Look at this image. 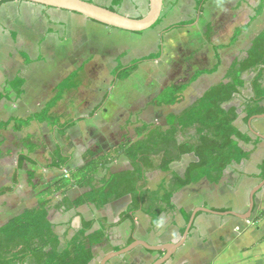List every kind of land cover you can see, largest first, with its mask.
<instances>
[{
	"label": "trees",
	"instance_id": "1",
	"mask_svg": "<svg viewBox=\"0 0 264 264\" xmlns=\"http://www.w3.org/2000/svg\"><path fill=\"white\" fill-rule=\"evenodd\" d=\"M208 1L197 2L198 13L203 12V7ZM258 1L254 15L249 18L247 24L233 31L229 44L213 47L217 64L212 69L193 72L183 84H170L162 89L150 105L174 106L180 102L190 84L202 75L215 73L219 67L218 52L234 45L237 39L249 29L251 23L262 15L264 0ZM121 4L122 0H111L108 9L118 12ZM195 19L180 22L171 28L180 29L189 26L195 22ZM160 22L161 17L151 29L158 26ZM211 30L212 28L207 27V41H209ZM11 39L15 40V36ZM19 55L24 60V64H31L26 54L20 52ZM160 57L159 51L134 60L127 66H122L120 59H117V65L111 75L117 81H125L139 69L141 64L156 61ZM252 70H258V73L251 81L253 97L244 108V123L247 124L250 118L264 114V29L249 42L244 56L229 63L224 77L225 82L210 87L179 114L167 116L165 127L141 124L134 130L133 139H127L118 147L110 149L103 156L76 170H71L69 167L72 146L68 131L81 119L62 120L60 117L53 116L51 110L62 100L64 92L76 90L79 87L82 68L71 72L58 84L56 93L45 103L40 112L26 118L11 117L5 122H0V130H11L14 133L23 131L31 123L45 124L55 130L62 145L57 144L51 152L48 168L62 170L67 174L50 182L37 194L34 208L24 210L0 226V264L92 263L96 249L106 239L105 228L101 226L94 230L95 221H82L80 229L71 237L65 236L62 241L55 233V226L48 219L51 208L71 211L88 205L99 210L130 196L131 203L127 211L119 217L115 225L129 217L132 218V215L143 207H147V213L153 222L162 212L160 206L171 207L172 196L182 188L198 183L202 179H206L211 184L219 183L231 164H240L249 159V152L245 151L241 145H252L257 141V139L252 141L249 134H243L235 128L234 124L239 118L237 109L227 107L233 96L243 89L245 84L243 75ZM24 85L25 80L22 76H8L4 87L12 94V98L8 97L9 92H1L0 101H19L23 95ZM190 131L193 133L187 139H180V135L185 136ZM24 149L28 151V154L20 155L18 171L24 162L30 163L29 155L33 154L37 148L25 142ZM185 154H193L198 161L188 165L183 178L172 175L169 181L162 183L156 192L146 190V174L155 171L169 172V166L179 162ZM120 156L127 159L129 170L101 178L97 176L100 169H106L107 165ZM17 170L12 178L14 185L18 183ZM26 175L28 185L35 190L34 172L28 171ZM263 177L264 164L260 167L259 175V178L263 179ZM72 188L87 189V191L71 201L66 194ZM11 191V188H2L0 196L9 194ZM54 198H58L56 204L53 203ZM262 218H264V212L258 219ZM62 245L63 248H61Z\"/></svg>",
	"mask_w": 264,
	"mask_h": 264
},
{
	"label": "crops",
	"instance_id": "2",
	"mask_svg": "<svg viewBox=\"0 0 264 264\" xmlns=\"http://www.w3.org/2000/svg\"><path fill=\"white\" fill-rule=\"evenodd\" d=\"M83 1L91 2L104 8H108L111 5V1L107 2L106 0ZM141 3L142 6H145V4H148V0H141ZM118 12L129 17L140 18L129 15L122 10H118ZM263 16L264 13L252 23L243 36H240V41L236 45L243 43L245 37L250 34L248 46L240 49L242 56L245 55L249 42L264 29V25H261L264 21ZM87 21L86 18L78 14L45 8L26 2H6L0 5V36H15L16 39L22 32L23 34L26 32L28 34L25 36L30 35L34 40L37 39L38 46L42 44H46V46L47 44L55 45L65 40L66 37L84 38V29L86 27L89 28ZM65 22H73L79 30L73 29L71 32V29L66 27ZM16 29H18V32ZM198 57V60L202 59L200 58L201 56ZM216 64L213 62L210 68H202L194 72L210 70ZM228 66L219 65L215 73L200 76L187 87L180 102L174 106L155 107L147 105L144 111L134 116V120L131 123L127 122L126 128L118 129L104 124L107 121L106 119H109L106 117L103 118V121L90 127L86 124L87 119L81 118L82 120L68 131L72 146L70 169H79L103 156L110 149L118 147L127 139H133L135 137L134 130L141 124L165 127L167 116L179 114L193 104L210 87L225 82L224 77ZM257 73L258 70H252L243 75L242 78L245 82L243 89L239 90L227 105V107L237 109L239 118L234 124L235 128L243 134H249L252 141L257 139L252 145H241L245 151L249 152L248 160L240 164H231L217 184H211L206 179H202L198 183L182 188L172 196L171 207L160 206L162 212L153 222L147 213V207H143L136 211L132 218L129 217L115 225L119 217L127 211L131 203L130 196H126L99 210H95L88 205L71 211L51 208L48 213V219L55 226L56 235L62 241L65 236H73L80 229L82 221H95L94 230L103 226L106 239L96 249L94 260L91 263L100 264L106 254L118 252L136 240L145 242L150 246L176 244L181 239L192 213L198 208L209 209L217 213L232 211L241 215L245 214L248 210L249 194L262 180L259 175L260 167L264 164V141L258 140L252 135L248 129V123H244L245 105L253 97L251 81ZM183 83L185 82L180 84ZM58 84H56L55 89ZM161 91L162 89L158 94ZM106 98L107 95L104 96L103 101ZM113 101V99L110 100L112 104ZM93 115L96 118V115ZM97 121L99 119L96 118L94 122L97 123ZM84 122L86 123L82 124ZM251 127L254 132L264 136V120L252 121ZM51 131L56 134L55 130ZM192 133L190 131L187 135H180L179 137L185 140ZM57 139L54 141L53 148L47 151V157L43 160V163L39 162L36 156L29 158L30 164L28 166L29 170L34 172V178L35 176L37 179L41 177L44 179L43 182H49L62 177V170L48 168L50 153L57 144H62L61 140ZM31 144L38 147L36 143ZM45 150H47L46 147H39L38 152L42 151L41 153H43ZM21 154L16 158L12 174L18 168V159ZM197 161L193 154H185L179 162L172 163L169 166V172L155 171L146 174V190L152 193L156 192L162 183L169 181L172 175L183 178L188 165ZM129 169L130 166L127 159L120 156L113 163L107 165L106 169H100L97 176L101 178L105 175L116 174ZM19 172L21 171L17 172L18 183L15 185L12 195L7 194L0 197V204H7L8 201L18 199L16 208H19L25 201L24 194L20 192L23 190V181L28 186V178L25 174L22 176ZM19 179L21 180L19 181ZM4 187L0 186V189ZM86 191L87 189L72 188L67 192L66 196L73 201ZM35 196V194L31 196V199H34V204L31 208L36 206ZM57 202L58 198L53 203L56 204ZM31 208H24L20 213ZM262 212H264V189L254 196L252 221H242L232 216L197 212L183 246L176 251L166 264H264V218L258 219ZM61 248H63V245ZM163 254L150 255L138 247L126 255L112 259L107 264H152Z\"/></svg>",
	"mask_w": 264,
	"mask_h": 264
},
{
	"label": "rangeland",
	"instance_id": "3",
	"mask_svg": "<svg viewBox=\"0 0 264 264\" xmlns=\"http://www.w3.org/2000/svg\"><path fill=\"white\" fill-rule=\"evenodd\" d=\"M198 1L163 0L160 24L141 34L115 30L86 19L89 28L84 29V38L66 37L55 45L38 46L37 39L25 36L28 34L26 32H22L15 40L8 35L0 36V93L9 92L4 87L8 76L20 75L26 82L19 101H0V122L11 117L26 118L40 112L56 93V84L81 66L79 87L64 92L62 100L51 110V114L62 120L84 118L87 123L82 124L86 123L90 127L106 117L109 119L104 124L118 129L126 128L127 122L131 123L135 115L144 111L161 89L170 84L186 82L195 70L210 68L213 62L216 63L213 47L228 45L233 31L248 23L259 3L258 0H209L200 14L197 12ZM118 10L134 17H142L148 10V4L142 6L141 0H124ZM194 18L195 22L189 26L171 28ZM65 24L71 32L73 29L79 30L73 22ZM262 24L264 25V21ZM207 27L212 28L209 41ZM243 35L244 33L241 36ZM249 36L250 34L240 45H236L240 41L239 37L234 45L220 50L219 65L227 67L232 60L242 57L240 49L248 46ZM159 51L161 57L158 60L141 64L129 79L117 81L112 77L111 72L117 65V59H120L122 66H127L134 60ZM20 52L29 57L30 65L24 64ZM198 56L202 59L198 60ZM105 95L107 98L103 101ZM8 97L11 99L12 94ZM111 99L114 100L113 104ZM92 114L99 119L97 123ZM30 126L18 133L0 130V186L8 184V188L12 190L10 195L15 188L12 173L16 158L20 153L28 154L24 143L38 145L32 144L37 149L29 158L36 156L43 163L47 151L53 148L54 141L59 138L45 124L31 123ZM39 147H46L47 150L38 152ZM29 164L24 162L19 174L26 175L30 171ZM65 175L67 174L63 171L62 176ZM39 178H34L35 190L23 181L20 193L24 194L25 201L22 206L16 208L18 199L0 204V226L24 208H31L34 204L32 194L37 196L47 184L56 181L43 182L44 179ZM55 200L54 198L53 202Z\"/></svg>",
	"mask_w": 264,
	"mask_h": 264
},
{
	"label": "water",
	"instance_id": "4",
	"mask_svg": "<svg viewBox=\"0 0 264 264\" xmlns=\"http://www.w3.org/2000/svg\"><path fill=\"white\" fill-rule=\"evenodd\" d=\"M6 1L26 2V3L42 6L45 8L57 9V10L78 14L100 25L132 34H139L147 30H150L160 19L163 8V0H148V10L146 14L140 18H133L123 15L119 12L110 11L108 8H104L94 3L83 0H0V4ZM254 120H264V114L254 116L250 118L248 121V129L250 133L254 135L256 138L264 141L263 135L258 134L252 130L251 123ZM263 189H264V177L261 180V182L250 192L248 210L245 214L241 215L232 211H228L225 213H217L209 209L198 208L192 213L181 239L176 244L150 246L145 242L136 240L132 244H130L129 246L118 252H112L106 254L102 258L100 264H107L112 259L126 255L138 247L142 248L150 255L153 254L159 255L160 253H164L160 258L156 259L152 264H166L174 256L176 251L181 246H183L188 231L193 223L195 214L197 212H203L206 214L219 215V216H224V215L232 216L242 221H248V220L252 221V213L254 211V196L258 192L263 191Z\"/></svg>",
	"mask_w": 264,
	"mask_h": 264
}]
</instances>
